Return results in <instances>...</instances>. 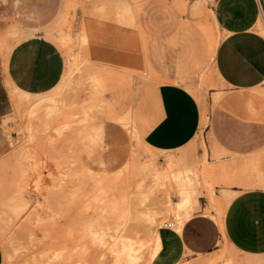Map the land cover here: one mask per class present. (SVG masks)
Masks as SVG:
<instances>
[{
  "label": "rangeland",
  "instance_id": "1",
  "mask_svg": "<svg viewBox=\"0 0 264 264\" xmlns=\"http://www.w3.org/2000/svg\"><path fill=\"white\" fill-rule=\"evenodd\" d=\"M182 1L184 25L197 28L212 49L220 35L207 4L196 8L194 1ZM59 6L44 28L45 39L64 58L59 82L43 92L38 85L31 89L5 82L12 112L0 121L1 264H115L121 233L133 242L135 259L120 264H152L158 251L151 259V235L166 223L175 229L181 224L176 210L164 211L166 195L178 201L187 190L193 203L190 217L198 199L205 198V212H212L222 227L228 202L240 194L226 190L264 192V150L246 157L215 150L210 155L211 145L200 133L181 150L156 153L141 145L129 115L118 120L128 146L107 147L101 129L113 116L106 82L133 75L150 78L147 40L136 20L140 3L61 0ZM189 90L200 105L201 129L218 97L232 92L211 73L201 75ZM38 95L52 99L37 104ZM234 162L239 165L228 169ZM111 197L120 200L118 212ZM147 212L156 219L151 225L141 217ZM258 236L261 243L246 249L221 229L211 253L186 255L176 264H264V225Z\"/></svg>",
  "mask_w": 264,
  "mask_h": 264
},
{
  "label": "crops",
  "instance_id": "2",
  "mask_svg": "<svg viewBox=\"0 0 264 264\" xmlns=\"http://www.w3.org/2000/svg\"><path fill=\"white\" fill-rule=\"evenodd\" d=\"M76 1L91 5L105 0ZM107 1L114 6L140 3L136 20L147 40L144 55L150 65L148 79L133 75L131 80L106 82L105 99L113 116L101 129L107 147L121 150L128 146L129 137L118 120L129 115L141 145L156 153L181 150L200 133L211 145L210 155L215 150L246 157L264 150V87L260 86L264 78V0H203L201 6L207 4L209 19L220 35L212 49L197 28L184 25L182 0V5L176 0ZM193 1L195 6L200 0ZM60 3L0 0V121L12 112L6 81L31 89L38 85L41 92L59 82L64 58L45 39L44 28L56 17ZM34 53L41 56L29 60ZM209 73L232 92L218 97L201 129L200 105L189 86ZM238 165L234 162L228 169ZM226 191L240 194L228 202L223 228L212 212H205L209 209L206 199L199 198L197 210L179 229L160 228V247L152 262L176 264L186 255L209 254L218 245L221 229L241 248L258 246L264 225V192Z\"/></svg>",
  "mask_w": 264,
  "mask_h": 264
},
{
  "label": "bare ground",
  "instance_id": "3",
  "mask_svg": "<svg viewBox=\"0 0 264 264\" xmlns=\"http://www.w3.org/2000/svg\"><path fill=\"white\" fill-rule=\"evenodd\" d=\"M201 2L202 1L198 2L195 5L196 8L197 7L199 8V6H201ZM128 11L132 12V9L129 7ZM258 28L260 29L261 32H263V26H262L261 22L258 23ZM131 36H132V33L128 34L127 40H130ZM48 99L49 100L52 99V95H50V96L38 95L36 101H37V104H40L42 102L44 103V101H46ZM41 105H43V104H41ZM33 119H35V117ZM29 120H28V122H29ZM32 122H33V120H32ZM28 125H29V123H27V126ZM109 201H110L111 207L116 212L121 210L120 206H119L120 205V200L117 201V199H115L114 197L113 198L111 197L109 199ZM191 205H193V203H192V197H191L190 193L187 190L186 191L183 190L181 192V195H180V198H179L178 201H173V199L171 198L170 194L166 195V197L164 199V208L163 209L166 212L167 211L176 210L178 212L179 216H180L181 224H182V222L184 220L188 219L190 217V215H191V213H190L191 210L189 208V207H192ZM194 207H196V206H193V208ZM142 214L143 215L141 217L144 220L150 222V225H151V223H153L154 218H155L154 214H151V213H148V212L147 213H142ZM154 222H156V219H155ZM179 227L177 229H179ZM117 238H119V244L117 246L116 254L114 256L115 264H120V263H122L124 261L125 262L133 261L135 259V254H134L135 246H134L133 242L130 240V238L124 239L122 233L119 234V236ZM151 240H152V247H151V249L149 251V254H150V258L152 259V257L155 255V253L158 251V249L160 247V239H159V234H158L157 231H154V233L151 235Z\"/></svg>",
  "mask_w": 264,
  "mask_h": 264
},
{
  "label": "snow or ice",
  "instance_id": "4",
  "mask_svg": "<svg viewBox=\"0 0 264 264\" xmlns=\"http://www.w3.org/2000/svg\"><path fill=\"white\" fill-rule=\"evenodd\" d=\"M40 56H41L40 53L30 54V56H29V60H32V59L38 58V57H40ZM260 86H261V87H264V78H262V79L260 80Z\"/></svg>",
  "mask_w": 264,
  "mask_h": 264
},
{
  "label": "built area",
  "instance_id": "5",
  "mask_svg": "<svg viewBox=\"0 0 264 264\" xmlns=\"http://www.w3.org/2000/svg\"><path fill=\"white\" fill-rule=\"evenodd\" d=\"M172 224L171 223H166L164 224V227H168V228H171Z\"/></svg>",
  "mask_w": 264,
  "mask_h": 264
}]
</instances>
